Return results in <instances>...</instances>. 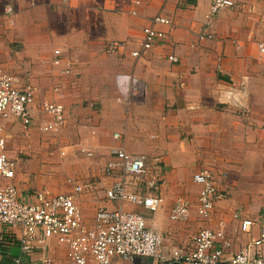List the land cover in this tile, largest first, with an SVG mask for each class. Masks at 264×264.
Wrapping results in <instances>:
<instances>
[{
  "label": "crops",
  "instance_id": "crops-1",
  "mask_svg": "<svg viewBox=\"0 0 264 264\" xmlns=\"http://www.w3.org/2000/svg\"><path fill=\"white\" fill-rule=\"evenodd\" d=\"M135 1L0 0V58L8 56L4 42L16 39L22 47L15 54L23 59H19L16 72L33 68L44 75L49 65L43 59L51 56L57 40L49 34L47 18H56L58 40L72 46L75 55L65 53L74 63L72 73L61 75L59 70L62 77L53 78L54 83L60 82L62 87L57 86L65 93L67 105L66 121L59 131L61 136L76 140L77 148L70 152L81 156L76 168L68 166L66 176L62 158L56 155L45 159L62 173L58 192L71 191L69 176L78 184L98 183L96 189L77 197L88 222L99 206L114 209L122 205L159 223L166 250L188 245L199 229H217L223 223L230 242L229 256L259 237L261 231L258 217L264 208V134L261 136L259 129L264 126V0H237L236 8L222 10L212 26L206 25L211 0ZM7 5L14 9V26L4 13ZM156 15L171 20V25L157 24L167 38L138 57L135 52L140 48L143 28ZM4 24L13 29H6ZM111 40L124 44L115 54L107 49ZM172 54L179 62L169 59ZM37 84L39 101L53 96L52 87L46 93L48 90L41 91ZM91 88L99 91L97 99L85 92ZM228 90H235V98L245 106V112L228 97ZM95 99L102 102V109L95 107ZM40 114L36 111L35 118ZM116 133L123 134L124 139H117ZM83 145L92 155L79 150ZM121 146L129 153L145 156L146 180L156 181L153 192L164 197V204L156 212L105 199L103 185L109 186L114 179L106 176L103 167L111 158V148ZM16 163L20 169L22 159ZM17 168L15 182L35 189L19 180ZM203 168L215 173L225 193L208 220L197 214L201 187L193 181L194 173ZM247 175L250 181L244 178ZM180 196L190 202V215L186 221L173 222L170 209ZM238 209H243L242 217L255 220L249 231H243L241 220L235 218ZM50 244L51 257L66 264V247L54 240ZM17 251L18 247L6 249L4 263L10 262ZM24 260L28 262L29 258ZM111 264L136 263L114 257Z\"/></svg>",
  "mask_w": 264,
  "mask_h": 264
},
{
  "label": "built area",
  "instance_id": "built-area-1",
  "mask_svg": "<svg viewBox=\"0 0 264 264\" xmlns=\"http://www.w3.org/2000/svg\"><path fill=\"white\" fill-rule=\"evenodd\" d=\"M139 3L135 1V4ZM237 4V0H211V13L206 25L212 26L222 10L235 9ZM13 12L11 5L5 6L4 13L10 16L8 22L11 25L14 22L11 18ZM157 24L171 25V20L162 15L151 19V23L143 28L136 56L167 38ZM123 45L121 41L111 40L107 49L115 52ZM262 49L263 44H260V51ZM65 53L64 48L59 46L51 56L52 65L60 69L61 75L72 73L74 66ZM169 59L179 62L173 54ZM235 93V90L227 91L228 97L235 99L237 105ZM238 106L239 109L243 107L245 112L243 104ZM66 109L65 93L60 87H55L52 97L39 101L38 87L33 83L29 69L9 72L0 66V120H13L29 129L34 123L35 112L40 110L48 116L40 124V129L44 132L57 131L66 121ZM262 129L264 134V127ZM115 137L120 141L124 139L121 133H116ZM79 150L88 156L93 153L84 145ZM110 156L104 172L114 180L109 186L103 185L105 199L139 205L151 212L160 209L164 197L153 192L156 181L146 180L148 167L145 156L129 153L122 146L111 148ZM16 166V160L9 155L7 135L0 122V264H5V250L12 251L17 247L18 251L12 253L11 261L6 264H60L50 255L51 240L66 247V264H111L114 257L132 261L137 256L152 257L155 264H264V208L258 217L261 223L259 237L229 256L226 254L230 242L223 223L217 229L201 228L188 245L166 250L159 223L122 205L114 209L99 206L92 221L88 222L77 197L96 189L98 183L78 184L70 177L68 182L72 189L69 192L24 188L15 182ZM193 181L201 187L197 214L208 220L225 193L210 169L196 171ZM190 206L185 197H178L170 209L169 219L173 222L186 221ZM242 213L243 209H238L235 218L241 220L243 231H249L255 220L242 217ZM25 257L29 258L28 262Z\"/></svg>",
  "mask_w": 264,
  "mask_h": 264
},
{
  "label": "rangeland",
  "instance_id": "rangeland-1",
  "mask_svg": "<svg viewBox=\"0 0 264 264\" xmlns=\"http://www.w3.org/2000/svg\"><path fill=\"white\" fill-rule=\"evenodd\" d=\"M47 21H49L50 30L49 34L52 39L56 38L57 40L54 41L51 51V56L53 53V50L55 48H58L59 46L64 48L65 51H67L71 56L74 55V50L72 46H68L66 43H62L58 40L57 37H59V31H58V25L55 24V22L58 21L53 16H48ZM54 24V25H52ZM14 26V25H13ZM4 27L8 30H12V26L4 24ZM57 31V32H56ZM5 46H3L4 49L7 48L8 56L6 58H0V64L9 69L10 71L13 70L16 72V68H18L19 64V57L17 54L18 49H21L22 44L18 42L16 39H8L7 42H4ZM118 51V50H117ZM117 51L112 52L111 54H115ZM51 56L45 57L43 59V62L49 65V69L47 72H44V75H41L40 72H36L32 69H29L32 75V81L37 86V82L39 83V87L41 88V91H45L44 89H47L48 93L50 91V87H52L54 92V89L57 85H60V82L56 81L54 83V77H62L59 73L58 68H55L53 65H51ZM23 60V59H21ZM20 71V70H18ZM41 77H46V80L43 82L41 81ZM37 79V82L35 81ZM58 86V87H60ZM62 87V86H61ZM60 87V88H61ZM86 88V87H85ZM85 92L88 94V96H94V98L98 97L97 94L99 91L97 89H86ZM42 95V92H41ZM44 97V96H43ZM97 99V98H96ZM94 100L98 103L95 104V107L102 109V102L100 100ZM47 115L40 114L39 118H35L34 123L32 124L29 129H25L21 123L18 122H7L2 121L0 122L4 125V131L7 135V141H8V152L9 155L17 160L22 159V166L20 169L17 168L18 171V178L19 180L24 183V185H29L35 189H47L50 192H58L60 188L62 187L63 183V177L61 171H58L54 168L50 161L46 162L45 159L50 157H55L56 155L64 161L65 165L63 164L64 173L65 176L68 174L69 170L68 166L77 167V163H79V158L81 156H78L76 153H71L70 150H76L77 143L75 142V139H72L70 137H64L60 135V129L57 131H49L44 132L40 129V124L47 118ZM264 127V126H263ZM259 130L261 132L262 136V128ZM63 139L64 141H62ZM74 150V152H75ZM62 152H65L62 154ZM73 152V151H72ZM69 160L72 163H68L65 161ZM61 161V162H62ZM60 162V163H61ZM60 166V164H59ZM59 168V167H57ZM72 169V168H71ZM104 169V167H103ZM233 177H235V172H232ZM64 176V177H65ZM69 176V175H67ZM62 177V178H61ZM73 176L67 177L68 179ZM66 178V177H65ZM244 178H247L248 181H250V175L245 176Z\"/></svg>",
  "mask_w": 264,
  "mask_h": 264
},
{
  "label": "water",
  "instance_id": "water-1",
  "mask_svg": "<svg viewBox=\"0 0 264 264\" xmlns=\"http://www.w3.org/2000/svg\"><path fill=\"white\" fill-rule=\"evenodd\" d=\"M134 261L136 264H153V258L152 257H146V256H142V257H135Z\"/></svg>",
  "mask_w": 264,
  "mask_h": 264
}]
</instances>
